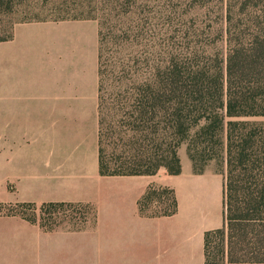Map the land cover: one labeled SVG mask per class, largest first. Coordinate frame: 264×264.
Wrapping results in <instances>:
<instances>
[{
	"label": "trees",
	"instance_id": "16d2710c",
	"mask_svg": "<svg viewBox=\"0 0 264 264\" xmlns=\"http://www.w3.org/2000/svg\"><path fill=\"white\" fill-rule=\"evenodd\" d=\"M211 2H218L215 17L207 13L199 25L191 19L188 30L181 18L171 21L164 0H90L98 22L99 170L179 175L183 145L196 174L222 160L224 223L205 234V264H264V0H188L186 9L208 11ZM18 4L0 0V14ZM58 9L54 21L76 14ZM15 27L1 29L0 42ZM164 199V211L147 212ZM139 205L151 217L178 210L175 191L155 185ZM0 206L47 231L61 211L91 209L97 218L82 202Z\"/></svg>",
	"mask_w": 264,
	"mask_h": 264
},
{
	"label": "crops",
	"instance_id": "0c3cea01",
	"mask_svg": "<svg viewBox=\"0 0 264 264\" xmlns=\"http://www.w3.org/2000/svg\"><path fill=\"white\" fill-rule=\"evenodd\" d=\"M98 63L94 21L19 23L0 42V202H82L97 214L52 231L1 214L0 264H205V234L224 223L223 176L194 173L183 154L179 175H101ZM151 185L175 191V214L141 212Z\"/></svg>",
	"mask_w": 264,
	"mask_h": 264
},
{
	"label": "rangeland",
	"instance_id": "374dc122",
	"mask_svg": "<svg viewBox=\"0 0 264 264\" xmlns=\"http://www.w3.org/2000/svg\"><path fill=\"white\" fill-rule=\"evenodd\" d=\"M18 7L9 16H4L0 14V30L10 29L12 24L15 26L19 23L33 22V21H45V20H55L58 18L59 7H67L68 9H74V15H69L68 20H87L94 21L97 26V20L91 18L89 11L93 8L90 4V0H68L66 5H61V0H51L50 2H45L44 0H16ZM141 2L147 1H157V0H140ZM165 5L161 4L162 8L167 9V16L170 17L173 23L177 22L179 18L182 19V24L185 29L189 30V25H191L192 20L199 21L197 25L201 24L205 20V15L209 13L212 17H215L214 9H217L218 2H211L210 9L208 11L202 9H186L188 0H164ZM213 1V0H210ZM55 3V4H54ZM153 4V3H152ZM94 27V25H93ZM89 32V31H88ZM183 154L185 161L191 165V161L187 155L186 145H183L180 149V155ZM224 168L225 163L222 160H214L209 163L206 167V171H211L215 174H219L224 178ZM2 178V175H1ZM5 185L0 183V196L4 198L5 196ZM169 200L163 202L156 201L147 210V212L154 211H164ZM9 207L0 206V215L11 212ZM16 209V208H15ZM30 213V212H29ZM76 215V216H75ZM53 218L57 220V228H63L67 230H78L88 227L94 223L93 210H89L84 213V215L74 214L71 211L59 212L53 215Z\"/></svg>",
	"mask_w": 264,
	"mask_h": 264
}]
</instances>
